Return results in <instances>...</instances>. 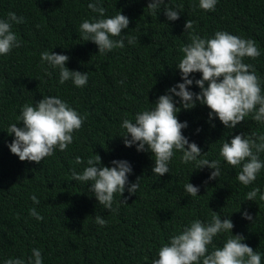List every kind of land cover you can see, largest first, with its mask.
Instances as JSON below:
<instances>
[{
    "label": "trees",
    "instance_id": "trees-1",
    "mask_svg": "<svg viewBox=\"0 0 264 264\" xmlns=\"http://www.w3.org/2000/svg\"><path fill=\"white\" fill-rule=\"evenodd\" d=\"M91 2L0 0V18L10 11L24 17L12 29L21 46L0 55V264L9 258L27 261L33 248L41 250L42 264H151L171 235L194 219L210 221L213 211L221 219L232 220L233 234L243 235L242 242L259 252L264 264V201L245 200L254 187L264 192V168L253 184L244 186L237 179L239 168L219 154L223 142L240 133H264V124L249 116L228 129L215 114L209 120L207 105L197 102L185 110L177 104L178 120L188 124L182 133L201 148L200 158L221 162V175L213 180L208 177L214 169L182 163L179 151L169 162L170 172L158 176L152 173V153L125 146L119 136L124 118L134 119L137 112L153 108L159 95L183 82L176 64L183 55L181 46L190 42L189 33L184 32L187 20L194 22L202 38L224 30L254 40L261 55L246 57L244 62L254 66L264 93V0H217L213 11L199 8V0H165L169 6H179L180 17L175 21L167 19L163 5L159 12H151L149 0H101L106 17L121 12L129 18L122 37L136 38L133 44L125 38L123 48L106 54H100L94 42L84 41L79 31L83 20L98 15L89 9ZM46 50L69 56L66 66L87 72L88 83L84 87H76L71 80L60 84L58 71L41 63L40 54ZM201 76L195 72L189 78L195 81ZM188 87L200 91L195 82ZM47 95L58 96L86 119L73 133L67 150L57 149L40 163L21 161L8 148L14 134L6 130L19 122L24 104L34 105ZM97 154L105 166H113L114 159L127 160L133 169L130 183L140 177L135 194L129 195L127 189L122 197L114 194L110 211L89 191V182L71 177L73 168L81 172L86 166L75 164L77 156L86 162ZM260 159L264 161V153ZM188 182L199 187L197 196L184 190ZM33 194L39 204L30 199ZM33 207L43 220L29 215ZM244 210L253 221L242 216ZM96 216L107 224L98 225ZM229 234H218L214 244L222 247Z\"/></svg>",
    "mask_w": 264,
    "mask_h": 264
},
{
    "label": "clouds",
    "instance_id": "clouds-1",
    "mask_svg": "<svg viewBox=\"0 0 264 264\" xmlns=\"http://www.w3.org/2000/svg\"><path fill=\"white\" fill-rule=\"evenodd\" d=\"M101 0H94L88 4L89 9L98 15L91 20L85 19L79 26L84 41L94 42L100 54H106L113 49L123 48L124 39L129 44L135 43V37H122V30L129 26V18L118 12L115 16L106 17L105 8L100 6ZM217 0H199V8L205 11L215 10ZM163 5L164 14L169 21L180 17L179 6L172 7L165 4V0H149L147 8L157 13ZM24 22V17H18L15 12H8L6 18H0V55H8L13 48H19L21 41L12 30L14 24ZM184 32L189 33L190 42L182 45L183 54L176 67L180 70L183 82L170 87L165 94L159 95L155 106L135 114L134 119L124 118L121 123L123 143L127 147L136 145L137 151H150L154 159L152 173L163 176L170 172L169 162L174 152L182 153L181 162H194L195 169L207 166L211 171L208 179H217L221 175L220 160L200 158L201 148L195 142L183 135L182 129L188 126L177 118L180 105L190 110L199 102L207 105L211 110L209 120L213 114L226 126L234 129L245 121L246 117L264 124V93H262L260 77L256 75L252 64L245 63L244 59L258 58L261 53L252 39H245L218 30L211 37H201L196 33L194 22L187 20ZM119 37V39H115ZM41 63L57 70L59 83L64 84L71 80L76 87H84L88 83V73L70 70L66 66L69 56L56 52L43 51L40 54ZM47 75L52 73L45 69ZM202 74L200 79L189 78L191 73ZM195 84L199 92H193L188 86ZM120 83H123L121 81ZM174 97L179 98L175 100ZM85 116H81L66 101L58 96L47 95L34 105L24 104L17 117L22 126L12 123L7 132L14 138L8 144L11 153L17 155L21 161L40 163L59 149L67 150L73 143V133L79 130ZM214 126V125H213ZM200 129H197L199 132ZM264 153V133L252 132L250 135L240 133L234 135L230 141L226 140L220 147L219 154L234 168H239L238 181L248 186L253 184L257 175L264 168L260 154ZM75 164H85L81 172L75 168L71 171L73 181L89 182V191L105 209L113 210L114 194L122 197L125 190L129 195L135 194L139 188L140 177L130 183L128 176L133 171L127 160H113V166H105L99 154L90 156L86 162L80 156L75 158ZM194 169V170H195ZM184 190L192 197L199 193V187L186 183ZM259 198L264 201V192L260 187H254L246 193L245 200L255 201ZM30 199L39 204V199L33 194ZM127 198L122 202H126ZM29 215L37 220L43 216L36 208L29 210ZM242 216L253 221V216L244 210ZM95 222L105 226L107 221L101 216L95 217ZM234 224L228 217L221 216L213 211L210 221L204 222L194 219L183 226L178 233L171 235L167 242L158 248L151 264H261V254L254 251L241 234H233ZM230 233L222 247L214 244V237L218 234ZM211 250H209V246ZM41 250L32 249V255L27 258H9L4 264H42Z\"/></svg>",
    "mask_w": 264,
    "mask_h": 264
}]
</instances>
